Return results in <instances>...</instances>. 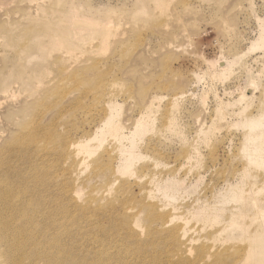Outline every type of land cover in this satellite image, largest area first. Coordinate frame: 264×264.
I'll use <instances>...</instances> for the list:
<instances>
[{
    "label": "rangeland",
    "instance_id": "obj_1",
    "mask_svg": "<svg viewBox=\"0 0 264 264\" xmlns=\"http://www.w3.org/2000/svg\"><path fill=\"white\" fill-rule=\"evenodd\" d=\"M36 16L80 18L83 82L59 77ZM3 72L15 95L0 91V108L28 112L11 131L31 120L51 133L40 144L90 135L105 100L123 107L125 134L150 122L133 177L108 175L110 136L85 164L82 153L57 162L80 191L91 234L79 242L128 249L109 264H264V0H0Z\"/></svg>",
    "mask_w": 264,
    "mask_h": 264
},
{
    "label": "bare ground",
    "instance_id": "obj_2",
    "mask_svg": "<svg viewBox=\"0 0 264 264\" xmlns=\"http://www.w3.org/2000/svg\"><path fill=\"white\" fill-rule=\"evenodd\" d=\"M33 20L48 38L39 46L43 54H55L53 61L59 66V77L83 82V76L77 74L80 68L88 66L80 67V18L70 19L66 26L42 21L38 16ZM94 32V28H90V35ZM160 33L167 39L163 31ZM106 39L102 37L101 43H106ZM22 77L23 72H19L17 78ZM11 80V72L0 73V91L7 92L12 88L14 84L10 88ZM41 86L31 91V95L34 92L47 93L51 84L45 88ZM6 101L0 108L3 122L0 129V264H109L108 259L124 260L128 253L126 248L98 244L94 249L79 242L82 234L88 237L91 231L83 230L81 217L76 213L80 191L60 179L57 162L64 154L74 153L77 156L82 153L81 164H85L86 158L94 155L110 136L119 146L117 163L109 167L108 175L111 172L133 177L134 166L142 156L138 143L150 127V122L139 119L125 134L123 123L119 120L123 107L116 101L105 100L100 113L104 115L90 135L78 140L70 136L49 147L39 142L52 143L51 133L45 128L34 131L32 128L36 125L31 120L24 123L22 129L11 131L19 121L16 115L26 113L20 108L16 113L14 102L10 99ZM142 101L151 104L150 98L144 97ZM38 102L33 100L29 104ZM131 264H137L136 258L131 259Z\"/></svg>",
    "mask_w": 264,
    "mask_h": 264
}]
</instances>
